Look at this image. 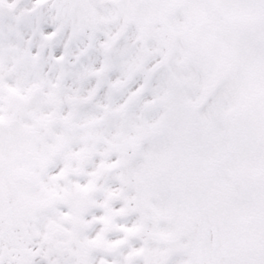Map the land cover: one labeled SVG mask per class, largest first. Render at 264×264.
Segmentation results:
<instances>
[{"label": "snow or ice", "instance_id": "obj_1", "mask_svg": "<svg viewBox=\"0 0 264 264\" xmlns=\"http://www.w3.org/2000/svg\"><path fill=\"white\" fill-rule=\"evenodd\" d=\"M0 264H264V0H0Z\"/></svg>", "mask_w": 264, "mask_h": 264}]
</instances>
